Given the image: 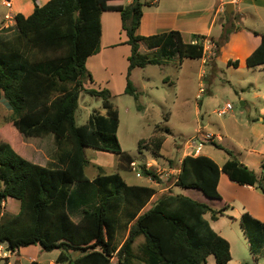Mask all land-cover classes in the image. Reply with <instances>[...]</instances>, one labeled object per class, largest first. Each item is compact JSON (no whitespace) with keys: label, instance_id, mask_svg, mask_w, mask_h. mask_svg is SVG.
Listing matches in <instances>:
<instances>
[{"label":"trees","instance_id":"1","mask_svg":"<svg viewBox=\"0 0 264 264\" xmlns=\"http://www.w3.org/2000/svg\"><path fill=\"white\" fill-rule=\"evenodd\" d=\"M32 1L33 13L28 17L17 14L13 33H0V98L10 109L0 133L10 127L26 138L42 139L51 134L55 151L46 165L40 166L18 155L6 136L0 137V207L7 199L20 206L11 217L0 212V245L10 253L36 245L46 253L59 251L56 264H111L114 258L118 264H206L210 256L215 264H228L230 245L205 218L209 214L216 221L227 206L214 210L168 190L145 211L157 193L154 188L130 185L119 173L93 179L85 174V148L132 162L118 141L119 115L111 92L84 87L86 82L93 83L86 61L99 52L102 13L120 14L130 46L124 95L136 101L138 111L141 94L130 80L131 72L161 65L175 56L180 62L200 60L204 38L194 36L193 42L185 43L176 31L137 35L143 7L151 4L143 0L129 4L125 0H50L42 7ZM229 34L223 30L213 43L215 54ZM260 36V45L245 60L249 69L264 68V33ZM140 44L150 53H141ZM239 65L238 60L227 61L228 67L237 69ZM82 92L99 99L105 115L94 112L87 124L78 126L75 114ZM157 130L160 134L140 140L138 147L160 158L162 132L169 130ZM213 145L230 157L227 162L219 167L204 155L185 156L175 187L221 201L217 185L223 173L239 185H258L264 192V163L259 179L231 151ZM143 173L146 178L158 179L150 170L144 168ZM240 224L256 261L264 247V224L248 213L241 216Z\"/></svg>","mask_w":264,"mask_h":264},{"label":"rangeland","instance_id":"2","mask_svg":"<svg viewBox=\"0 0 264 264\" xmlns=\"http://www.w3.org/2000/svg\"><path fill=\"white\" fill-rule=\"evenodd\" d=\"M259 13L264 16V10H260ZM222 18L221 21L225 23L224 30H229L231 33V44L220 46L215 60L213 57V53L216 52L215 48L210 46V49L206 51V66L201 63V60L184 59L180 62L175 56L162 62L161 66H149L133 74L131 80L142 92L139 100L144 106L142 112L137 110V103L132 97L119 93L120 83L117 84V78L114 80L111 102L119 115L118 141L124 155L129 156L135 166L140 168L142 178L135 177V172L131 167L132 162L121 161L120 155L85 148L84 154L88 161L85 174L89 179L100 174L119 173L130 185H149L155 188L157 193L151 200L150 204H152L166 192L162 190L169 188L168 190L173 191L176 175L170 174L169 168L179 166L178 150L184 149L189 140L195 138L201 140L204 134L220 133V129L230 123L239 127L241 120L246 119L248 115L252 118L258 117L260 102L255 100L254 96L260 94L264 102V68L249 69L242 63L240 68L234 69L228 67L226 62L229 59H243V56L259 42V37L252 32V29H258L259 21L253 17L252 13H247L243 18H233L232 21L227 14H223ZM145 50L148 49L142 47L140 52L143 53ZM84 87L85 89H96L88 82ZM200 87L203 88V94L197 98ZM243 102L245 105H242ZM226 104H230L232 109L226 115L219 116L217 111ZM261 105L264 106L262 101ZM7 108L6 105H0V128L10 114ZM94 112L105 115L101 101L82 92L75 114L76 124L78 126L87 124L88 118ZM157 127L169 130L168 133L162 132L164 143L160 158H155L151 150H146L143 146L139 150L138 147L140 140H148L153 135L160 134L159 130L155 132ZM11 130L15 132L14 129L7 127L4 132L0 133V137L6 136L14 151L25 160L45 166L55 151L53 136L50 134L42 139L26 138L16 132L11 133ZM7 131L11 135L4 134ZM243 133L240 129V135L237 137L228 132L227 136H223L226 138L220 144L235 149L241 141L243 142L245 136ZM221 135L224 134L221 132ZM215 143L219 142L215 141ZM203 151L218 152L221 156L224 155V151H217L213 144H206ZM145 164L151 166L150 171L154 174L158 171L162 174L161 176L156 175L158 179L154 183L148 181L143 173ZM175 192L196 198L210 207L218 206L215 201L205 198L199 191L175 188ZM7 201L8 204L6 202L1 204L0 212L6 217H11L19 211L20 206L19 202L14 199ZM234 230L232 229L235 235V257L230 264H264V247L255 261L248 244L239 231L234 232ZM33 253V250H27V252H21L19 257L14 255L10 260L11 264H26L27 258ZM43 253L45 263L54 257L51 252ZM211 262L215 264L210 257L208 264ZM0 264H5V261ZM111 264H118L117 259L114 258Z\"/></svg>","mask_w":264,"mask_h":264},{"label":"crops","instance_id":"3","mask_svg":"<svg viewBox=\"0 0 264 264\" xmlns=\"http://www.w3.org/2000/svg\"><path fill=\"white\" fill-rule=\"evenodd\" d=\"M4 1L10 2L11 7L9 9L3 5ZM49 1L50 0H36V4L39 7H42ZM125 3L129 4L130 1L125 0ZM227 4H232L233 7L231 13L228 15L230 21H232L233 18H243L247 13H252L253 17L257 18L259 21L258 29H252L253 34L256 37H259V42L256 43V45L245 56H243V59H236L239 61L240 68L242 63L245 65L246 58L261 43L260 35L264 33V16H261L259 11L264 10V0H158L156 4H150L143 7V15L140 26L137 30V35L141 37H149L176 31L180 33L185 43L193 42L194 36H201L204 38L202 39L203 41L210 42L209 47L213 46L214 48L213 43L218 41L225 28V23L221 20H223L222 15L226 14L225 8ZM34 7L35 6L32 0H0V33H3L4 36H7L13 33L14 30V26H10L7 29L2 28L4 25V15L11 14L15 17L17 14H21L24 17H28L33 13ZM100 23L101 38L99 52L96 55L88 58L86 61V68L93 79V83L89 84L94 86L96 90L106 88L113 95L114 91L112 84L114 80L118 79L117 84L119 85L120 83V88L118 91L119 93L124 94L130 46L126 44L127 37L122 31L120 14L115 11L104 12L100 17ZM230 34L228 36L227 42L222 46L231 44ZM142 47L146 46H144V44H140L139 50H141ZM206 51L207 50L204 51V57L200 59L204 66H206L207 60ZM143 53H150V51L145 50ZM215 53H213L214 60L216 57ZM217 53H219V48ZM148 67L149 66L140 70H145ZM137 70L139 69H134L131 72L130 80ZM136 89L142 96V92L139 91L138 88ZM254 99L259 100L260 102V110H258L257 118H252L251 115H248L246 119L241 120V123L238 125L239 127L230 123L228 126H223V128L220 129L224 135H221L220 132L212 136H214V141L219 142H214L215 144L231 151L233 153V157L240 164L253 171L260 179L262 176L261 165L264 163V106L261 105V101L262 103L264 102L260 94H256ZM139 100L138 103L141 106L140 112H142L144 110V106L140 104ZM0 105H6V107H8L7 103L2 97L0 98ZM242 105H245V102H243ZM7 110L8 113H10L9 107ZM240 129H242V132H244L243 134H245V136L243 138V142L241 141L235 149L232 147H225L220 144L226 138L223 136H227L228 132H231L234 136L239 137ZM203 149L204 147L199 153L193 154L186 150L185 146L184 149L180 148L178 150L179 155L177 157L179 160V166L175 167L177 170L176 174L179 172L181 161L185 156L204 155L211 158L219 167L225 164L230 158L225 152H223L224 155L221 156V154H218V152L203 151ZM216 150L220 152L223 151L217 148ZM261 186L264 188V181L261 182ZM175 188L177 187H173V192L175 194H181L176 193ZM168 189L169 188H166L162 191H167ZM217 191L221 197V201H215L218 206L212 207V209L219 210L225 206H227V209L224 214L216 221H212L209 214H207L205 218L209 221L211 228L229 243L231 261L228 264H230L234 261L235 257V235L232 229H235L234 232L239 231V234L247 243V239L244 236V232L240 224L241 216L244 213H248L250 216L264 224V192L258 185H239L238 183L231 181L223 173H221L219 176ZM194 199L198 200L196 198ZM7 200L6 203L8 204ZM149 204L146 206L147 209L145 208V211L148 210L152 205ZM17 213L18 212L14 214ZM3 246L7 250V247L5 245ZM27 250H33L34 253L27 258L26 264H30L33 261H36L40 264H56V258L59 256V251H53L51 254H54V257L45 263V261H43L45 260V256H43L44 251L41 250L40 246L36 245L20 248L13 253H9L8 257L0 259V262L5 261V264H11L10 260L14 255L19 257L21 252H27ZM210 257L207 258L206 264L209 263ZM211 258L214 261V258Z\"/></svg>","mask_w":264,"mask_h":264},{"label":"built area","instance_id":"4","mask_svg":"<svg viewBox=\"0 0 264 264\" xmlns=\"http://www.w3.org/2000/svg\"><path fill=\"white\" fill-rule=\"evenodd\" d=\"M130 2L132 0H129ZM144 2H149L151 4H156L158 2V0H143ZM3 5L6 7V8H10L11 7V4L10 2L8 1H4ZM15 24V17L12 16L11 14H6L4 15V25L2 28L4 29H7L9 28L10 26H14ZM202 43H203V46H204V51L205 50H208L210 49L209 45H210V42L208 41H203L202 40ZM203 94V88L200 87L199 88V93L197 95V98ZM232 109L231 105L230 104H226L221 110H218L217 111V114L219 116H224L226 115L230 110ZM214 136L210 135V134H204L202 136V139L200 140L199 138H195V139H192V140H189L186 144H185V148L186 150L190 151L191 153L195 154V153H199L201 151V149L206 145V144H213L215 141H214ZM131 167H132V170L135 172V177L140 179L142 178V175H141V171H140V168H137L135 166V163H131ZM151 166L148 164L145 165V169L146 170H150ZM169 172L170 174H175L176 175V172L177 170L175 168L173 169H170L169 168ZM155 174L158 176H161L162 174L158 172H155ZM148 181H151V182H155L151 177H147ZM9 251H7L3 245H0V259H3V258H7L8 255H9Z\"/></svg>","mask_w":264,"mask_h":264},{"label":"water","instance_id":"5","mask_svg":"<svg viewBox=\"0 0 264 264\" xmlns=\"http://www.w3.org/2000/svg\"><path fill=\"white\" fill-rule=\"evenodd\" d=\"M232 9H233L232 4H227L226 8H225L226 14L229 15L231 13ZM76 18H77V16H76V14H74V20H76ZM7 251H8V249H7Z\"/></svg>","mask_w":264,"mask_h":264}]
</instances>
